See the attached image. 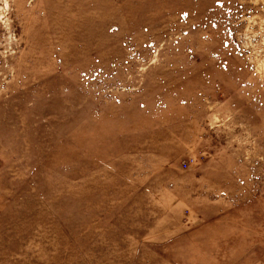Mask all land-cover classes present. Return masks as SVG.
<instances>
[{
  "label": "rangeland",
  "instance_id": "374dc122",
  "mask_svg": "<svg viewBox=\"0 0 264 264\" xmlns=\"http://www.w3.org/2000/svg\"><path fill=\"white\" fill-rule=\"evenodd\" d=\"M0 264H264V0H0Z\"/></svg>",
  "mask_w": 264,
  "mask_h": 264
}]
</instances>
